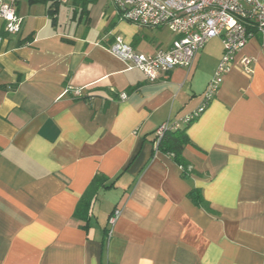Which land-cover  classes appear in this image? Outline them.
Listing matches in <instances>:
<instances>
[{
	"label": "crops",
	"instance_id": "0c3cea01",
	"mask_svg": "<svg viewBox=\"0 0 264 264\" xmlns=\"http://www.w3.org/2000/svg\"><path fill=\"white\" fill-rule=\"evenodd\" d=\"M17 11V34L0 19V264H264L261 40L238 52L216 97L187 126L185 176L157 148V130L201 104L222 42L190 69L149 81L109 48L121 36L153 53L172 43L168 28L123 20L112 0H18ZM244 56L252 73L240 66ZM98 173L114 186L77 218ZM193 188L211 210L191 200Z\"/></svg>",
	"mask_w": 264,
	"mask_h": 264
},
{
	"label": "built area",
	"instance_id": "2783aa9c",
	"mask_svg": "<svg viewBox=\"0 0 264 264\" xmlns=\"http://www.w3.org/2000/svg\"><path fill=\"white\" fill-rule=\"evenodd\" d=\"M71 0H53L66 4ZM121 19L141 27L168 28L174 35L167 48L153 53L137 51L123 37L117 36L111 52L125 62L127 69H139L149 81L163 72L182 66L190 69L200 51L214 38L223 44V54L209 81L201 104L181 121L167 122L157 130L156 144L168 130L189 125L209 106L218 94L225 75L236 65V56L249 42L258 37L264 44V0H112ZM18 0H0V19L9 34L21 31L23 18L17 11ZM253 58L242 57L240 66L252 73ZM79 95L81 92L77 90ZM126 93L120 98L125 99ZM122 210L116 208L108 219L107 242Z\"/></svg>",
	"mask_w": 264,
	"mask_h": 264
},
{
	"label": "trees",
	"instance_id": "16d2710c",
	"mask_svg": "<svg viewBox=\"0 0 264 264\" xmlns=\"http://www.w3.org/2000/svg\"><path fill=\"white\" fill-rule=\"evenodd\" d=\"M32 1L41 2L45 0ZM187 126L188 125L182 128L166 131L157 144V148L159 150L170 153L173 156L174 160L182 167L183 174L185 176H187L191 170L189 161L183 156V149L191 143V140L186 133ZM113 186L114 181H110L108 176L102 173L96 174L77 204L75 217L86 219L90 212L92 203L97 197L99 191ZM188 196L197 206L211 210L209 202L205 200L200 189L193 188L189 192Z\"/></svg>",
	"mask_w": 264,
	"mask_h": 264
},
{
	"label": "rangeland",
	"instance_id": "374dc122",
	"mask_svg": "<svg viewBox=\"0 0 264 264\" xmlns=\"http://www.w3.org/2000/svg\"><path fill=\"white\" fill-rule=\"evenodd\" d=\"M221 48V40L219 38H214L212 39L204 49H202L199 53V55L202 53L203 55V52L205 53V51H208V53H211V54H217L218 51L220 50ZM203 59L201 60L200 62V66H203Z\"/></svg>",
	"mask_w": 264,
	"mask_h": 264
}]
</instances>
